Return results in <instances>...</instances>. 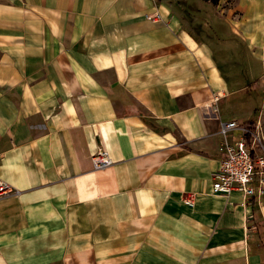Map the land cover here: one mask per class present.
<instances>
[{"label": "crops", "instance_id": "crops-1", "mask_svg": "<svg viewBox=\"0 0 264 264\" xmlns=\"http://www.w3.org/2000/svg\"><path fill=\"white\" fill-rule=\"evenodd\" d=\"M237 4L212 44L156 0H0V264H264V194L213 190L221 124L264 135V0Z\"/></svg>", "mask_w": 264, "mask_h": 264}, {"label": "built area", "instance_id": "built-area-1", "mask_svg": "<svg viewBox=\"0 0 264 264\" xmlns=\"http://www.w3.org/2000/svg\"><path fill=\"white\" fill-rule=\"evenodd\" d=\"M159 16L150 17L155 20ZM220 134L223 137L221 144L220 167L213 174V190L217 194L229 196L233 191H240L245 197H254L264 194V179L260 180L259 187H254L257 175V166L264 168V135L259 123L241 124L230 121L221 124ZM260 149L263 154L257 158L253 153ZM94 167L104 169L112 165V161L104 150L94 156ZM10 187L0 183V197L11 193ZM189 205H192L189 202Z\"/></svg>", "mask_w": 264, "mask_h": 264}, {"label": "rangeland", "instance_id": "rangeland-1", "mask_svg": "<svg viewBox=\"0 0 264 264\" xmlns=\"http://www.w3.org/2000/svg\"><path fill=\"white\" fill-rule=\"evenodd\" d=\"M200 43L216 44L229 36L230 19L238 0H156ZM231 110V109H230ZM237 115L241 111H237Z\"/></svg>", "mask_w": 264, "mask_h": 264}, {"label": "trees", "instance_id": "trees-1", "mask_svg": "<svg viewBox=\"0 0 264 264\" xmlns=\"http://www.w3.org/2000/svg\"><path fill=\"white\" fill-rule=\"evenodd\" d=\"M250 125H253V124H250Z\"/></svg>", "mask_w": 264, "mask_h": 264}]
</instances>
